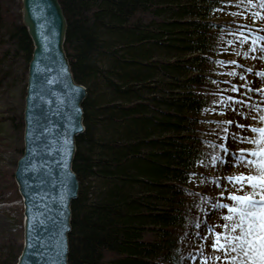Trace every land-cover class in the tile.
<instances>
[{
    "label": "trees",
    "instance_id": "1",
    "mask_svg": "<svg viewBox=\"0 0 264 264\" xmlns=\"http://www.w3.org/2000/svg\"><path fill=\"white\" fill-rule=\"evenodd\" d=\"M59 1L71 70L87 88L69 264H181L204 225L197 182L220 155L205 134L218 128L206 121L220 95L224 15L236 0ZM6 22L0 63H23L24 95L33 43L21 14L0 0V30ZM11 123L22 136L23 112ZM13 173L0 168V188L21 198ZM22 247V234L0 237V264H16Z\"/></svg>",
    "mask_w": 264,
    "mask_h": 264
},
{
    "label": "water",
    "instance_id": "2",
    "mask_svg": "<svg viewBox=\"0 0 264 264\" xmlns=\"http://www.w3.org/2000/svg\"><path fill=\"white\" fill-rule=\"evenodd\" d=\"M33 43L23 110V152L14 179L23 201V247L16 264H69L73 169L84 131V84L75 80L64 43L67 18L59 0H21Z\"/></svg>",
    "mask_w": 264,
    "mask_h": 264
},
{
    "label": "rangeland",
    "instance_id": "3",
    "mask_svg": "<svg viewBox=\"0 0 264 264\" xmlns=\"http://www.w3.org/2000/svg\"><path fill=\"white\" fill-rule=\"evenodd\" d=\"M7 4L11 6L14 12L21 14L22 20L21 0H7ZM255 10L257 9L246 10L245 7H238L236 5L233 9L231 8V11L227 15H224L229 22L226 23L228 27L225 29L224 33L225 41L223 45L225 47V52L221 57L222 59L218 62L220 71L217 75L222 80L220 81V95L219 100L214 104V109H212L213 111H210L208 114L210 120L206 121L207 126H211L209 129L213 130L214 125L216 128H218L217 131L219 132V135L215 132L209 133V131H207L205 134L209 136L211 140L218 142L216 145L224 144L228 148L229 153H235L239 152L240 149H249L254 147L253 145L241 143L238 139L234 140L232 138L233 133L237 134V136L251 137L253 135V133L250 131L236 127L235 124L238 123L251 125L252 127H264V123L259 121V119H245L232 111L233 108H236L237 110L243 108L245 115H247L248 108L246 106L237 105L232 102H229V104L226 105L221 102L227 100L229 96H232L237 99L245 100L248 104H255L257 92H248L246 96H243L230 90L233 85L239 86L243 83H247L250 88H256V86L260 85V83L255 84V82H258V80L261 78V76H258L257 73L264 72V67L255 66L254 59H251V54L248 57L243 55L237 56L235 54L236 51L244 53L248 50L247 44L241 45L237 40V29L239 26L248 25L253 30L263 27L258 24V21H256L254 24L251 15H249V12ZM234 12L243 13V15L233 16L231 13ZM5 24L6 28L3 27V29L0 30V36L6 35L8 29L10 28L11 23L9 24L6 22ZM233 33H236V35H233ZM260 34L264 35V33ZM229 41H232L233 43L229 44ZM232 60L237 62L236 65L226 63L227 61ZM19 63L23 64L21 61L16 63L11 58H7V60L0 63V144L3 145L0 146V148L3 150L0 152V168H6L8 170H11V168L15 169L14 162L15 160L17 161L20 156L18 150L20 147L23 148L24 145V129L21 136L20 131L16 132L11 123V118H17L24 110L25 94L23 95V70L21 71V65ZM249 68L252 69L251 72L247 71ZM233 72H235L236 75H230V73ZM241 76H244L246 80H241ZM250 82L254 84L251 85ZM245 91L246 89H241L242 93ZM261 103H264V100H262ZM260 108H262L260 115H264V105ZM252 115H256L257 117L259 116L256 112H253ZM212 119L218 121L215 122ZM225 121H233L234 123L232 125H228L223 123ZM225 128H227V132L224 131ZM225 136L228 137L227 140L224 139ZM9 142L13 143V146H11V149H6L5 145ZM17 147L18 149L15 150ZM216 148L218 151H220L219 156H221L223 159H231L230 156L224 155L220 147ZM212 167L214 168L213 170L204 171L203 178H201V182H197V185L205 199L203 209L201 210L204 219L203 222H206L208 225L219 226L225 223L222 217L227 214V210L214 209L213 204L216 202L224 204L231 203V201L226 199V197L229 195V190L232 189L233 186L225 178L246 173L247 170L243 166H233L228 163L221 164L219 161L216 162L215 166L212 165ZM217 178H219V186L216 182ZM15 196L16 194L14 189H6L4 187L0 188V197L9 198V201L7 202L9 205L4 209H0V237L3 239L6 238L7 241H9L10 238H13L14 235L22 234L23 238V231L18 230L22 227H19L17 230L14 229V227L12 228V225L20 223V219L23 218V212H21V210L23 211V203L19 201L21 198H17ZM10 212H13L16 216L13 223L8 219ZM220 230V227H216L215 229L217 232ZM196 231L197 233H200V235H196L191 238V247L186 253L187 255L181 264H205V260L207 261V264H222L220 260L214 259V257L219 256L220 253L214 251L210 247L212 237L209 230L206 229L204 225H202L198 227ZM203 236H209L210 238L205 240L201 238Z\"/></svg>",
    "mask_w": 264,
    "mask_h": 264
},
{
    "label": "snow or ice",
    "instance_id": "4",
    "mask_svg": "<svg viewBox=\"0 0 264 264\" xmlns=\"http://www.w3.org/2000/svg\"><path fill=\"white\" fill-rule=\"evenodd\" d=\"M231 3V0H229ZM238 7L243 6L245 9H257L249 12L256 21H264V0H236ZM233 16L243 15V13L234 12ZM247 30V31H246ZM237 40L241 45L247 44L248 50L244 53L236 51L237 56L243 55L248 57L251 54V59L264 60V27L253 30L248 25H241L237 29ZM236 35V33H233ZM232 44V41L228 42ZM225 63V62H221ZM226 63L236 65V61H227ZM247 71L251 72L249 68ZM230 75H236L235 72ZM258 76L264 77V72L257 73ZM241 80H246L244 76ZM241 89H246L241 92ZM232 92L246 96L248 92H259L264 95V88H250L247 83L239 86L233 85L230 89ZM228 105L229 102L237 105H243L248 108V113L245 115L243 108L232 111L242 118L257 120L264 123V115H252L253 112L260 108L258 104H248L245 100L237 99L229 96L227 100L221 101ZM232 125L233 121L223 122ZM236 127L253 133L249 136H237L233 133L232 138L238 139L241 143H248L254 147L249 149H240L239 152L229 153L228 148L224 145H213L212 147H220L225 156H230L231 159H223L221 156L210 157V162L215 166L219 161L221 164L228 163L233 166H243L247 171L239 175L226 177L225 179L233 186L229 190V195L226 197L231 203L224 204L216 202L213 204L214 209H226L227 214L222 217L225 221L222 225H208L204 222V226L209 230L212 237L210 247L220 253L214 259L220 260L222 264H264V127H252L246 124H235ZM227 132V128L224 129ZM228 139L227 136L224 137ZM200 163L203 165L204 161ZM190 175H195L192 173ZM219 186V178H217ZM245 189H248L247 191ZM223 198V194H222ZM200 227V224L196 225ZM216 227H220V231H215ZM200 235V233H197ZM202 239L208 240L209 236H203ZM205 264L207 261L205 260Z\"/></svg>",
    "mask_w": 264,
    "mask_h": 264
},
{
    "label": "bare ground",
    "instance_id": "5",
    "mask_svg": "<svg viewBox=\"0 0 264 264\" xmlns=\"http://www.w3.org/2000/svg\"><path fill=\"white\" fill-rule=\"evenodd\" d=\"M258 24L264 27V21H258ZM255 66L257 67H264V60H259V59H255L254 60ZM260 83L259 86H256V88H264V77H261L258 82H255V84ZM251 85H253L250 82ZM255 87V86H254ZM264 100V95H262L261 93L257 92L256 98H255V104H258L261 106L264 105V103H261V101ZM83 106V104H82ZM262 108H259L257 111H255L258 115H260ZM84 111V109H83ZM258 126V125H257ZM247 191V190H246Z\"/></svg>",
    "mask_w": 264,
    "mask_h": 264
},
{
    "label": "built area",
    "instance_id": "6",
    "mask_svg": "<svg viewBox=\"0 0 264 264\" xmlns=\"http://www.w3.org/2000/svg\"><path fill=\"white\" fill-rule=\"evenodd\" d=\"M19 201H21V200H19ZM7 202L8 201H0V209L6 208L9 205V204H7ZM10 217H11V219L14 220L16 216L13 212H10ZM13 227H14V229L17 230L19 227H22V225L20 223H18L16 225H14Z\"/></svg>",
    "mask_w": 264,
    "mask_h": 264
}]
</instances>
